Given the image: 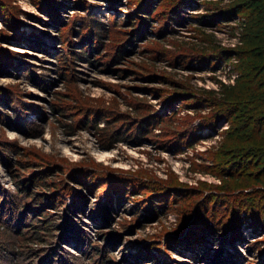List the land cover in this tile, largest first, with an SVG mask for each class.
Listing matches in <instances>:
<instances>
[{"label": "rangeland", "instance_id": "obj_1", "mask_svg": "<svg viewBox=\"0 0 264 264\" xmlns=\"http://www.w3.org/2000/svg\"><path fill=\"white\" fill-rule=\"evenodd\" d=\"M44 1L0 0V211L15 214L11 196L41 206L18 227L0 217V264H217L218 247L221 264H259L249 245L264 249V229L246 214L231 243L214 231L163 244L194 216L177 193L226 186L214 174L230 121L211 102L241 74L234 0H187L175 18L174 0H55L52 12ZM42 191L65 205L80 202L77 191L85 199L73 215L83 235L54 254L40 251L58 231L47 197L35 200Z\"/></svg>", "mask_w": 264, "mask_h": 264}, {"label": "trees", "instance_id": "obj_2", "mask_svg": "<svg viewBox=\"0 0 264 264\" xmlns=\"http://www.w3.org/2000/svg\"><path fill=\"white\" fill-rule=\"evenodd\" d=\"M51 1L55 2V0H45L44 3ZM174 1H178V4L174 3L171 6L173 7L172 12L174 13L173 16L175 18L176 14H178L180 10L178 9L180 8V5L187 4V0ZM52 6L53 5L48 3L43 8L51 11V9L54 10V6ZM137 9L139 10V8ZM229 11L231 16L234 15L233 12H240L244 15L243 20H240L243 46L241 49L235 51L238 57H240L238 60L241 74L240 77L235 79V84H226L221 82L220 86L223 90L222 95L217 97L212 94L214 99L211 102L212 105H220L216 108L215 113L222 111V116L228 118L230 121V127L227 131L229 135L227 140L225 139L220 146L218 154L220 157H218L220 160L219 162L222 164L225 163V167L220 168V174H214L221 180V182L223 181L222 185L226 186H222L220 189L215 187L214 189H217L216 192L211 190L203 193V191L196 192L195 190L196 193H177L174 198L179 201L180 205H182V212L185 213L187 209L191 207L194 216L191 218L189 224H187V227L183 226L186 221L184 220L185 218L183 217V219L180 217V225L178 226L176 233H174L173 237L166 238V241L164 240L163 242L164 245H166L165 242L167 243V241L172 238L177 239L171 241L173 245H179V243L186 245L189 241V237L198 241L203 238L202 236L206 232L214 231H217L216 237L220 242H233L234 239L241 238L239 227L242 220L245 219V217H243L244 214H246L247 218H249L248 222L251 220L247 227L250 225L249 227H253L254 231L264 229V0H234V3L229 8ZM87 35H90V33H87ZM2 60H4V58H2ZM213 118L215 117L213 116ZM217 119L218 118H216V120H214V122H212L209 126H216ZM207 122L210 121L207 120ZM73 177L74 180H72L75 183L82 186L84 185V182H78L77 174ZM45 178L46 176H41L36 179L40 183L48 186L46 181L44 182L43 180ZM91 178L92 177H90L86 182L93 181ZM86 182L85 184H87ZM176 183H178L177 180ZM238 183H242V185L239 186ZM243 184L245 185L243 186ZM173 185L175 186L176 184ZM129 186L130 183L126 182V184H123V188L125 187L124 189H126L127 194H130ZM25 187L26 185L22 188H24V190L29 188ZM254 187L256 190H254ZM221 189L226 190V193H223ZM246 189L251 190L247 198L242 197L243 195L248 194L246 193ZM70 190L71 188H68L67 192ZM146 190L152 191V188H148ZM77 192H79L80 199L78 204L66 203L65 205V200L60 199V193L55 194L56 196H50L48 194H44V191H42L35 196V200L40 199V197H47V204L41 203V205H50V208L51 206L53 207L54 212L51 214L52 219H50V222H53L54 227L58 230L57 233L53 232L52 235H46L44 239L45 244L41 247L40 251L48 250L49 253L52 252V254L56 251H62L59 249V246H62V240L68 238V235H71L70 233H72V235L79 236L78 239H80V233L84 230L80 226V220L78 221L74 219L73 215L75 214L74 207H79L81 203L85 202V199H82L83 195L80 194V191ZM10 200H12V204L15 208V214L14 212L8 213L13 216H7L4 215L3 210H1L0 217L2 218L5 216L8 223L12 222L14 227H18L17 223L21 224L23 217H25L24 211L30 209V206L32 204L34 205V201L28 205V202H26L25 199L21 200L16 196L14 198L11 196ZM2 205L3 204L1 203V206ZM34 207L38 208L41 206L39 204H35ZM77 209L78 208H76V210ZM103 211L106 210L104 209ZM179 213L180 216L183 215L180 211ZM91 214L93 217V215H96L97 212L94 214L91 212ZM59 217L62 218L61 223L55 221ZM37 221L40 220L37 218ZM48 223L49 222H47V226ZM58 225L59 227H57ZM41 226L44 228V225ZM60 229L61 231H59ZM178 235L180 237H178ZM181 238L184 240L181 241ZM259 241L261 240H253L249 246L252 249L256 248L255 250L257 254H262L259 264H264V249L258 245ZM168 244L170 245V243ZM153 248L158 250L157 252L161 250L158 246ZM225 251L226 250L222 247H218L213 254L212 259L217 257V264L223 263L226 259L224 258V255L220 256V254ZM154 256V254L148 253L144 258L152 260L155 258ZM256 257L258 258V256ZM59 261L60 259H58L57 262L59 263ZM256 261V259H252L250 261L244 259L241 264H255ZM51 264H54L53 258Z\"/></svg>", "mask_w": 264, "mask_h": 264}, {"label": "bare ground", "instance_id": "obj_3", "mask_svg": "<svg viewBox=\"0 0 264 264\" xmlns=\"http://www.w3.org/2000/svg\"><path fill=\"white\" fill-rule=\"evenodd\" d=\"M14 48H15V49L17 48V50H18V51H21V50H22V49H21V48H19V47H14Z\"/></svg>", "mask_w": 264, "mask_h": 264}]
</instances>
